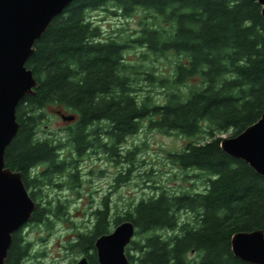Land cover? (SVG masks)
Instances as JSON below:
<instances>
[{"label": "trees", "instance_id": "16d2710c", "mask_svg": "<svg viewBox=\"0 0 264 264\" xmlns=\"http://www.w3.org/2000/svg\"><path fill=\"white\" fill-rule=\"evenodd\" d=\"M97 9L125 18L144 9L155 20L136 37L107 36L90 18ZM145 45L156 54L177 56L172 75L145 72L167 88L163 102L139 97L130 74L136 67L127 63L126 49ZM34 47L27 67L39 84L36 94L17 106L20 127L5 154L6 165L22 172L36 202L31 222L47 223L63 206L42 207L36 189L77 168L76 158L87 152L121 157L119 148L147 119L150 128L190 138L169 158L182 169L199 171L195 177H206V184L196 191L162 189L117 215L116 225L131 220L141 237L132 241L137 257L127 254L130 264H252L233 253L231 240L239 231H264V176L227 154L218 134L236 136L264 112V16L258 1L74 0ZM50 105L76 115L64 136L42 133ZM135 151L123 157L131 160ZM181 210L193 217L181 219ZM94 215L92 230L76 244L90 264H98L96 239L109 232L107 198ZM12 237L7 262L24 264L32 243L21 229ZM86 238L93 240L90 255Z\"/></svg>", "mask_w": 264, "mask_h": 264}, {"label": "rangeland", "instance_id": "374dc122", "mask_svg": "<svg viewBox=\"0 0 264 264\" xmlns=\"http://www.w3.org/2000/svg\"><path fill=\"white\" fill-rule=\"evenodd\" d=\"M89 15L107 36L121 34L136 37L144 24L155 20L153 13L144 9H138L128 18L114 16L105 9L93 10ZM125 55L127 63L136 67L130 70V74L139 88L138 96L142 98L150 95L155 102H163L167 88L157 81H150L145 72L161 77L172 75L177 56L171 51L167 55L156 54L146 45L129 47ZM193 81L199 82L197 79ZM59 107H47L49 121L43 124V135L66 134L70 122L64 121L57 111L70 112ZM218 136L230 137V133ZM189 141V137L150 128L146 119L141 131L130 136L119 148L121 157L111 158L106 152L95 150L76 158L80 159L77 168H70L64 174H55L41 189H36L37 201L42 207L55 209L59 203L63 206L61 213L50 216L47 223L29 221L22 227L24 238L32 243L31 255L24 264H77L83 257L89 261V257L76 244L80 241V234L92 230L96 220L94 212L103 206L106 198L111 213L108 228L112 232L116 227L117 215H125L143 197L156 195L162 189L169 193L203 190L206 177H195L199 171L182 169L169 158L170 152L183 149ZM132 149L136 151L131 160L125 159L123 156ZM71 172L77 173L78 177L71 179L68 175ZM179 215L184 220L193 217V213L185 210H181ZM139 239L141 237L135 234L133 240ZM84 243L90 247L93 240L86 238ZM93 252L94 248L90 247L88 254ZM126 253L137 257L132 242L127 246ZM195 256L193 252L190 254L191 258Z\"/></svg>", "mask_w": 264, "mask_h": 264}, {"label": "water", "instance_id": "95a60500", "mask_svg": "<svg viewBox=\"0 0 264 264\" xmlns=\"http://www.w3.org/2000/svg\"><path fill=\"white\" fill-rule=\"evenodd\" d=\"M74 0H0V264L7 262L13 233L32 219L36 202L30 196L21 171L6 165L5 152L18 133L17 106L35 95L38 81L27 61L35 43L52 20ZM262 5L264 0H256ZM64 121L73 113L57 111ZM221 147L230 156L246 161L264 176V112L260 119L236 136L222 137ZM135 224L124 220L112 232L95 241L99 264H130L127 246L134 239ZM232 251L241 260L264 264V231H239L232 236ZM77 264H89L83 257Z\"/></svg>", "mask_w": 264, "mask_h": 264}, {"label": "flooded vegetation", "instance_id": "af4514ba", "mask_svg": "<svg viewBox=\"0 0 264 264\" xmlns=\"http://www.w3.org/2000/svg\"><path fill=\"white\" fill-rule=\"evenodd\" d=\"M73 122V121H72ZM79 161H80V159H79Z\"/></svg>", "mask_w": 264, "mask_h": 264}]
</instances>
